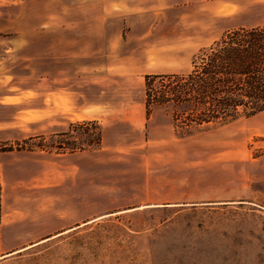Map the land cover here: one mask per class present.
I'll list each match as a JSON object with an SVG mask.
<instances>
[{"label": "rangeland", "instance_id": "rangeland-1", "mask_svg": "<svg viewBox=\"0 0 264 264\" xmlns=\"http://www.w3.org/2000/svg\"><path fill=\"white\" fill-rule=\"evenodd\" d=\"M145 1L0 0V142L31 140L26 151L71 153L106 130L103 147L79 151L85 224L0 264H264L260 118L185 136L171 108L154 107L146 118L145 77L167 66L187 73L213 43L164 45L188 23L171 5L157 13ZM110 2L131 26L109 17ZM256 13L246 26L264 27V0ZM109 20L106 32L91 27ZM121 32L124 46L109 60L103 39ZM90 35L99 39L95 62L77 58L91 52ZM68 87L86 105L106 107L99 126L69 124ZM11 121L19 124L10 128Z\"/></svg>", "mask_w": 264, "mask_h": 264}, {"label": "crops", "instance_id": "crops-1", "mask_svg": "<svg viewBox=\"0 0 264 264\" xmlns=\"http://www.w3.org/2000/svg\"><path fill=\"white\" fill-rule=\"evenodd\" d=\"M145 2L150 3L151 8H155L153 11L157 13L165 4L180 10L178 20L188 24L175 30L163 43L174 47L208 45L229 31L257 27L246 26V20L260 11L262 0H172L171 4L165 0ZM110 3L109 17L112 15L120 18L122 26L126 27L127 22L131 26L127 14L115 12L120 9V5ZM111 24L114 22L109 20L98 26L93 23L91 27H98L106 32ZM96 34L97 32L93 33ZM93 35L85 37V40L89 38L91 41V52L77 58H83L86 62L90 58L93 62L96 61L95 58H98L101 50L98 48V37ZM122 39V32L103 39V53L109 60L124 46ZM141 40L142 38L137 39V45H141ZM169 53L173 54L171 50ZM76 62L79 63V59ZM94 70L93 65V69L86 72ZM159 74L180 72L175 66H167ZM87 78L89 77L86 76L85 79ZM63 90V99L69 100V109L64 112L70 125L101 120L106 116V107H102L103 111H98L99 104L94 101L88 102L91 104V113L86 114L88 104L81 99L80 91L71 87ZM47 110L46 102L45 111ZM145 116L148 117L147 114ZM254 117L260 118L259 123L262 125L258 132L264 136V112ZM18 124V121H11L8 125L13 128ZM105 132L106 130L102 131L101 147L105 145ZM84 190L85 159L79 151L58 154L49 151L15 150L0 153V260L41 246L84 225Z\"/></svg>", "mask_w": 264, "mask_h": 264}, {"label": "trees", "instance_id": "trees-1", "mask_svg": "<svg viewBox=\"0 0 264 264\" xmlns=\"http://www.w3.org/2000/svg\"><path fill=\"white\" fill-rule=\"evenodd\" d=\"M145 97L147 116L154 107L173 109L175 129L184 136L196 128L225 125L263 113L264 27L225 33L200 52L187 73L147 75ZM89 124L99 123L88 121L72 126ZM29 141L0 142V153L25 150ZM101 145L102 132L98 129L95 139L88 140L85 148ZM85 148L74 147L71 152Z\"/></svg>", "mask_w": 264, "mask_h": 264}]
</instances>
